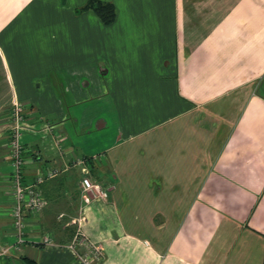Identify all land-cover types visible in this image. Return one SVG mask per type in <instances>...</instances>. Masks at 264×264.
I'll list each match as a JSON object with an SVG mask.
<instances>
[{"label":"crops","instance_id":"0c3cea01","mask_svg":"<svg viewBox=\"0 0 264 264\" xmlns=\"http://www.w3.org/2000/svg\"><path fill=\"white\" fill-rule=\"evenodd\" d=\"M88 1L0 0V251L15 243L4 111L33 127L25 183L62 171L0 264H77L89 158L109 191L83 228L103 264H264V0H102L111 25Z\"/></svg>","mask_w":264,"mask_h":264},{"label":"built area","instance_id":"2783aa9c","mask_svg":"<svg viewBox=\"0 0 264 264\" xmlns=\"http://www.w3.org/2000/svg\"><path fill=\"white\" fill-rule=\"evenodd\" d=\"M11 112L10 121L12 120V123L10 126L9 148L12 171L8 178V186L12 190L13 195L12 221L15 243L8 248L2 249L0 251V257L20 250L29 241L30 238L26 234L27 224L31 219L40 215L47 205L40 185L46 180L55 178L62 172L60 169H49L37 175L32 183H25V154L26 152L30 153L31 149L26 148L21 140L23 134L27 131H32L33 127L26 124L25 111L21 104H14ZM60 144V142H56L58 147H60ZM74 165L80 166L84 175L82 180V196L85 206L81 208L79 216L73 220V224L77 226V229L68 248L75 254L77 264H103V246L91 240L83 228L88 219V207L92 205L93 200L106 202L109 198V191L101 184L92 180L90 177V166L87 160H75Z\"/></svg>","mask_w":264,"mask_h":264},{"label":"trees","instance_id":"16d2710c","mask_svg":"<svg viewBox=\"0 0 264 264\" xmlns=\"http://www.w3.org/2000/svg\"><path fill=\"white\" fill-rule=\"evenodd\" d=\"M80 13L90 12L97 16L105 25H111L116 20V7L112 2L102 0H89L83 7L78 10ZM90 169H93V158L88 159ZM22 264H38L36 261L27 257H22Z\"/></svg>","mask_w":264,"mask_h":264},{"label":"rangeland","instance_id":"374dc122","mask_svg":"<svg viewBox=\"0 0 264 264\" xmlns=\"http://www.w3.org/2000/svg\"><path fill=\"white\" fill-rule=\"evenodd\" d=\"M10 111H11V109H8V110H6V111L3 112L4 113V118H7L8 119V117H9V120H10V117L12 115V112H10ZM80 115H81V112H80Z\"/></svg>","mask_w":264,"mask_h":264}]
</instances>
